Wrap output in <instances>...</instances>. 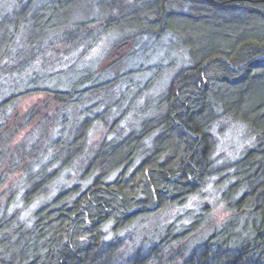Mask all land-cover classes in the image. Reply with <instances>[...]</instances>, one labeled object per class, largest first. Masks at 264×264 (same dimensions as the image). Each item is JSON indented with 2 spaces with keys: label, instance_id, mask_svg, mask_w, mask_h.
<instances>
[{
  "label": "trees",
  "instance_id": "trees-1",
  "mask_svg": "<svg viewBox=\"0 0 264 264\" xmlns=\"http://www.w3.org/2000/svg\"><path fill=\"white\" fill-rule=\"evenodd\" d=\"M8 1L0 9V264H264V0ZM109 33L111 80L91 70L63 88L17 80L30 72L42 84ZM164 34L189 64L158 96L146 92L159 66L144 89L117 91L139 39ZM35 91L46 106L22 114ZM222 117L256 138L225 175L215 156ZM218 175L231 211L224 222L190 208L161 240L126 242L144 218L185 206Z\"/></svg>",
  "mask_w": 264,
  "mask_h": 264
},
{
  "label": "rangeland",
  "instance_id": "rangeland-1",
  "mask_svg": "<svg viewBox=\"0 0 264 264\" xmlns=\"http://www.w3.org/2000/svg\"><path fill=\"white\" fill-rule=\"evenodd\" d=\"M9 4L10 1L8 0H0V9H6L5 12H7L9 10ZM115 41L116 37L113 36V34L109 33L104 35L86 54L81 55L77 53V55L70 56L63 65L60 66L61 68L57 69L56 72H52L53 77L47 76L45 78L46 80L44 79L43 83L40 85L34 83L35 74L30 75V72L19 76L17 80L24 79L32 90H34L36 86H39V88L45 87L46 85L54 86L56 83L63 88V82L64 84L72 82L76 80L78 76L88 73L89 70L96 74V78H98L100 82L111 80L115 77V74L107 67L109 62L106 56L108 52H110L108 50ZM139 41V44L132 51V57L131 60L129 59L130 62L128 67H126V70L124 69L121 71L123 74L122 84L118 85L117 91L122 88L130 87L129 92L133 95V92L139 88L144 89L147 81L153 78V76L155 77L154 74L159 66V71L161 70L162 72H160L159 77L156 76L157 80L155 85H152L151 89L146 92L151 97H155L163 94V91L169 85L174 71L177 68L189 64L188 55L176 43V38H173L170 34H164L158 37H142ZM47 78L49 80H47ZM100 82L97 84H100ZM3 87L6 89L8 86L4 85ZM135 93L136 92H134V94ZM146 93L144 92V94ZM45 102L46 99L42 92L35 91L34 93L24 96L20 103L19 110H21L23 114L35 104L43 108L46 106ZM138 102H136V106L141 107L145 105V102L142 100L138 99ZM93 103L96 102H92L90 105ZM26 131L27 130L24 131V134L27 133ZM99 133L100 131H98L97 134L94 133L93 137L97 138ZM214 133L218 138V150L215 156L222 167H225L224 174H222L225 175L232 172L231 164L239 159L248 148L256 144V138L245 124L234 120L232 121L228 117H222V119L217 122L214 127ZM220 177L219 175L215 176L206 188L205 193L202 196L193 197L185 206L182 205L183 207H177L170 212L162 211L159 214L150 215L147 219L144 218V220L139 223L138 227L127 234L126 237L128 241L126 242L131 241V236L135 237L138 241H140V239L143 240V237H147L145 241L150 244L151 242L161 240L162 232L165 227L169 225L168 223L171 222L172 219H188L186 210L190 208L197 209L196 212H210L211 220L216 224L224 222V220L231 215V211L227 208L223 199H221V191L225 184L218 183L221 179ZM5 185L6 183L0 184V203L4 199H1V196L6 188ZM204 206H206V209H203ZM35 209H37V207H35ZM154 232L156 234L152 235ZM204 236H206V234ZM146 250L147 247L144 246L140 255L145 254Z\"/></svg>",
  "mask_w": 264,
  "mask_h": 264
}]
</instances>
